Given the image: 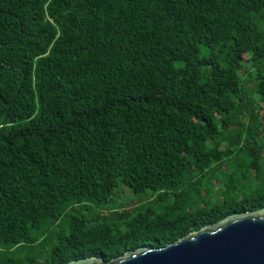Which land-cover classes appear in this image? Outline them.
<instances>
[{"label": "trees", "instance_id": "16d2710c", "mask_svg": "<svg viewBox=\"0 0 264 264\" xmlns=\"http://www.w3.org/2000/svg\"><path fill=\"white\" fill-rule=\"evenodd\" d=\"M262 209L264 0H0V264Z\"/></svg>", "mask_w": 264, "mask_h": 264}, {"label": "water", "instance_id": "95a60500", "mask_svg": "<svg viewBox=\"0 0 264 264\" xmlns=\"http://www.w3.org/2000/svg\"><path fill=\"white\" fill-rule=\"evenodd\" d=\"M67 264H107L89 258ZM110 264H264V209L233 214L164 249L139 248Z\"/></svg>", "mask_w": 264, "mask_h": 264}, {"label": "rangeland", "instance_id": "374dc122", "mask_svg": "<svg viewBox=\"0 0 264 264\" xmlns=\"http://www.w3.org/2000/svg\"><path fill=\"white\" fill-rule=\"evenodd\" d=\"M118 198L117 202L119 205H128V206H132V205H136L139 201L138 199L134 198L131 191L125 188H122L121 192H119L118 194Z\"/></svg>", "mask_w": 264, "mask_h": 264}]
</instances>
